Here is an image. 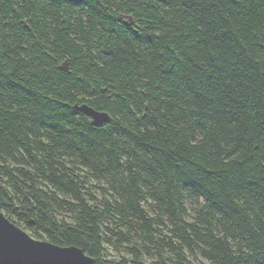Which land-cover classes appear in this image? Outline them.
I'll use <instances>...</instances> for the list:
<instances>
[{
    "label": "trees",
    "instance_id": "trees-1",
    "mask_svg": "<svg viewBox=\"0 0 264 264\" xmlns=\"http://www.w3.org/2000/svg\"><path fill=\"white\" fill-rule=\"evenodd\" d=\"M0 210L90 264H264V0H0Z\"/></svg>",
    "mask_w": 264,
    "mask_h": 264
},
{
    "label": "water",
    "instance_id": "water-1",
    "mask_svg": "<svg viewBox=\"0 0 264 264\" xmlns=\"http://www.w3.org/2000/svg\"><path fill=\"white\" fill-rule=\"evenodd\" d=\"M132 22V17H128ZM127 22L126 20H123ZM60 67L68 68L64 60ZM75 109L90 117L91 124L110 119L107 111L95 109L86 102L75 103ZM92 258L76 245L61 246L35 238L24 228L11 221L0 210V264H90Z\"/></svg>",
    "mask_w": 264,
    "mask_h": 264
},
{
    "label": "rangeland",
    "instance_id": "rangeland-1",
    "mask_svg": "<svg viewBox=\"0 0 264 264\" xmlns=\"http://www.w3.org/2000/svg\"><path fill=\"white\" fill-rule=\"evenodd\" d=\"M146 206H148V205L146 204ZM196 208H197L196 204L191 203V202L188 203V217H187V219H189V220L193 219V217L195 215ZM153 213L154 212L150 211V214H153ZM166 224L168 226L162 227V230H163V232L169 234L170 233L168 231L169 224H168V222H166ZM109 227H111V228H113L115 230L117 229V227H115L114 223H110ZM119 227H120V229H123V230L129 229L128 225H120ZM104 231L110 237V239H109L110 241L106 242V244H105V250H106L107 256L116 257V258H119V257H122V256L131 257V253L129 251L130 244H128L126 242H123V241L117 240L116 236L112 235L108 231L107 228H105ZM129 231L131 232V234H133V238L134 239L139 240V236L137 234H135L134 230H129ZM167 255L170 256V254L168 252H167ZM153 258H154V253H152V252L151 253H144V259L145 260H151ZM198 259L201 260V261H204L205 263H208V261L205 258L201 257L200 255H198Z\"/></svg>",
    "mask_w": 264,
    "mask_h": 264
},
{
    "label": "flooded vegetation",
    "instance_id": "flooded-vegetation-1",
    "mask_svg": "<svg viewBox=\"0 0 264 264\" xmlns=\"http://www.w3.org/2000/svg\"><path fill=\"white\" fill-rule=\"evenodd\" d=\"M123 17V16H122ZM123 20H126L125 18H123ZM130 23V22H129ZM132 23V22H131Z\"/></svg>",
    "mask_w": 264,
    "mask_h": 264
}]
</instances>
